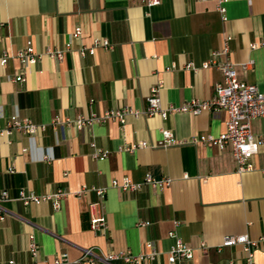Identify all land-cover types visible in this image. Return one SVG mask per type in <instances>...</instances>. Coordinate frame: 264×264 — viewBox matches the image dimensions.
Here are the masks:
<instances>
[{
	"label": "crops",
	"instance_id": "1",
	"mask_svg": "<svg viewBox=\"0 0 264 264\" xmlns=\"http://www.w3.org/2000/svg\"><path fill=\"white\" fill-rule=\"evenodd\" d=\"M225 7L223 21L211 0H161L154 7L137 0H0V57L5 52L12 56L0 66V130L14 115L47 126L37 135L13 131L0 137V193L6 190L11 197L0 202L6 216L0 221V264H34L31 237L39 245V264L63 253L79 259L86 248L98 254H137L147 242L162 254L141 264H170L166 252L175 243L172 232L196 248L193 259L177 264H245L240 246L216 248L229 234L253 239L264 234V117L252 123L261 141L255 170L244 173L237 171L230 146L189 143L198 136L223 135L225 111L166 119L129 116L124 124L109 120L81 129L52 126L56 116L76 120L125 105L142 110L159 83L166 108L211 99L223 75L216 66L203 65L224 50L228 36L229 52L219 60L253 61L247 70L238 66L237 73L262 89L264 0H228ZM77 28L81 34L74 36ZM96 38L108 39L112 48L98 47L82 56V47L92 46ZM28 42L38 54L60 50L63 58L43 55L23 65L17 53ZM20 74L24 80L15 81ZM167 129L186 143L123 149L141 141L157 144ZM91 143L108 151V157L94 159ZM148 174L171 179V184L131 192L112 186L125 177L142 183ZM87 185L107 189V229L102 233L89 226L95 192L75 194ZM61 188L71 195L59 210L50 203L26 206L16 199L20 190L44 195ZM201 242L210 246L208 253L198 250ZM255 261L264 264V245Z\"/></svg>",
	"mask_w": 264,
	"mask_h": 264
},
{
	"label": "built area",
	"instance_id": "2",
	"mask_svg": "<svg viewBox=\"0 0 264 264\" xmlns=\"http://www.w3.org/2000/svg\"><path fill=\"white\" fill-rule=\"evenodd\" d=\"M148 7L158 6L161 0H137ZM216 2L217 11L222 16L223 21L227 20L226 3L228 0H211ZM81 29L75 30L74 36H79ZM230 37H227L224 50L221 52H215L211 61L205 63L203 67H208L209 64L216 66L223 75L222 82L218 83L215 88V95L211 99L200 100L194 99L185 104L175 106L170 105L167 108L163 105L160 91L163 88V84L159 83L153 86L150 90L149 96L146 98V107L142 110H137L129 106H124L119 109H112L105 111L102 115L92 114L89 117L79 116L76 120H70L62 116H56L52 121L54 128L64 126L75 125L81 129L85 126L92 125L94 123H105L109 120L119 121L121 124L126 122L127 117L132 116L139 117H153L161 116L166 119L171 114L178 113H191L199 115L204 111H225L227 114L226 130L218 137L212 135H203L193 138L189 143L197 144L202 143L209 147H218L224 149L227 146L231 147L232 155L237 164V171L244 173L255 170L253 165V158L258 154L260 140L255 136L252 129V123L257 118L264 117V81L263 88L260 89L257 85L247 83L241 80L237 73V67L240 66L244 70H247L253 65V61L236 64L230 59L225 58L223 61L219 60V57L226 56L229 52L228 41ZM112 43L106 38H96L93 45L90 47L84 46L80 50L82 56L87 54H94L96 48L101 47L104 49H111ZM252 48H257L256 44L251 45ZM43 55L62 59L63 52L60 50H46L43 54L35 52L31 42L19 50L17 57L21 60L23 65L36 63ZM11 55L7 52L0 57V66H6L11 59ZM24 76L20 74L15 78V81H23ZM7 127L0 130V137L10 134L13 131H18L27 135H37L46 130V124H38L33 122L29 118H22L18 115L12 116L8 119ZM163 139L157 144H151L148 142H138L123 148L127 152H134L141 148H168L181 143L175 139L174 134L170 130H163ZM94 149L92 157L94 159H105L108 157L109 152L99 150L96 144L91 143ZM12 171V170H10ZM264 172V170H262ZM171 179H155L151 174H148L142 183H136L130 178L125 177L122 180H115L112 182V186L120 189L124 192L137 191L144 185L152 187H164L171 184ZM87 190H92L97 195V200L90 203V228L94 232L102 233L107 229V218L104 212V203L107 193V189L101 187H88L83 186L76 195L85 193ZM70 192L65 189H58L55 192L47 193L44 195H36L32 192L20 190L17 200L21 201L24 205L31 204L40 205L43 203H50L54 210H59L62 206V202L66 199ZM11 199L8 191H2L0 193V202H6ZM6 219L5 214L0 213V221ZM141 225H148L147 222L141 223ZM171 237L175 238L174 245L166 252L168 262L170 264H177L184 260H191L194 257L196 248L183 242L177 238L176 234L172 232ZM264 245V234L258 239L251 238L248 234L240 235H226L224 236L221 244L217 246V251L220 252L224 247L240 246L245 254V264H258L256 260V251L260 246ZM202 253H208L210 246L205 242H201L198 247ZM39 245L31 237L30 242V254L34 261V264H39L37 259L39 255ZM162 252L152 242L144 244V250L140 253H133L130 250L122 252H107L98 254L95 248H86L83 250L82 256L79 259L71 260L67 253L59 254L49 264H96L101 261L105 264H115V262H125L128 264H141L144 261L156 260ZM4 264H19L16 260H9Z\"/></svg>",
	"mask_w": 264,
	"mask_h": 264
}]
</instances>
